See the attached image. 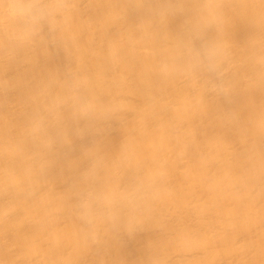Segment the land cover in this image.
Wrapping results in <instances>:
<instances>
[{
  "label": "bare ground",
  "instance_id": "bare-ground-1",
  "mask_svg": "<svg viewBox=\"0 0 264 264\" xmlns=\"http://www.w3.org/2000/svg\"><path fill=\"white\" fill-rule=\"evenodd\" d=\"M0 264H264V0H0Z\"/></svg>",
  "mask_w": 264,
  "mask_h": 264
}]
</instances>
